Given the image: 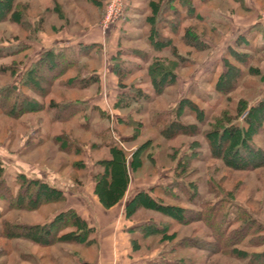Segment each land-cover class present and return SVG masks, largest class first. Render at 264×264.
Masks as SVG:
<instances>
[{
  "label": "rangeland",
  "instance_id": "1",
  "mask_svg": "<svg viewBox=\"0 0 264 264\" xmlns=\"http://www.w3.org/2000/svg\"><path fill=\"white\" fill-rule=\"evenodd\" d=\"M158 2L120 0L119 13L107 20L113 0H1L5 8H0V90L18 86L34 105L80 101L91 114L90 128H86L80 124L82 113L62 122L38 108L17 116L0 109V264H264V166L236 168L221 157H212L201 133L212 127L201 125L196 112L189 109L206 110L203 116L213 121L210 125L229 115L241 124L243 112L264 96V0H194L204 18L185 21L183 30L190 26L205 47L185 46L178 34L173 41L181 59L174 58L172 44L158 51L147 40L149 17L158 11ZM251 28L254 35L248 46L238 44L245 56L224 55ZM80 42L97 45L81 56L75 69L62 71L54 84L47 83L50 75L42 78L36 74L37 91L24 83V73L38 60L34 67L43 64L52 47ZM17 48L22 50L13 53ZM164 57L181 61V65L176 67L175 83L155 95L148 68ZM122 67L121 79L117 70ZM230 67L248 73L240 86L229 98L201 101L200 96H208L213 89L208 79H218ZM89 76L98 78L77 86V79ZM71 78L72 87L66 85ZM128 90L130 95L137 90L151 93L153 100L122 107L117 102L125 101L121 93ZM241 99L246 106L238 112ZM95 104L104 111L103 118L99 112H91ZM159 113L175 117L182 126L176 131L182 134L169 139L160 133V125L151 126ZM120 116L125 119L119 120ZM108 131L122 152L105 145L103 133ZM132 135L135 138L129 143L119 138ZM148 139L149 150L140 149ZM251 142L264 150V132L256 133ZM235 159L234 163L239 162ZM116 172L122 173L120 184L114 178ZM176 178L193 187L202 199L219 201L217 208L225 215L223 227L229 226L233 237L238 230L239 242L229 247L230 238L225 237L219 243L225 247L217 248L213 229L195 220L199 213L185 212L201 206L188 201L182 191L176 200L165 193V186ZM29 181L40 187L45 183L47 202L33 207L38 196L35 188L29 191ZM142 189L165 206L155 207L140 195L143 199L137 201L143 203L134 201L126 208V201ZM19 190L28 191L20 198L23 205L15 206L13 199ZM5 192L8 203L3 200ZM99 194L112 199L111 207L101 203ZM174 207L177 211L171 209ZM109 208L112 210L106 211ZM72 209L85 220V228H90L91 244L55 239L42 244L31 237L34 225L50 224ZM181 216L185 221L179 222ZM152 221L161 225L160 233L148 235L134 246V234L129 237L128 227ZM56 223L54 228L59 231ZM180 242L184 244L178 245ZM204 243L210 249H204Z\"/></svg>",
  "mask_w": 264,
  "mask_h": 264
},
{
  "label": "trees",
  "instance_id": "2",
  "mask_svg": "<svg viewBox=\"0 0 264 264\" xmlns=\"http://www.w3.org/2000/svg\"><path fill=\"white\" fill-rule=\"evenodd\" d=\"M201 3L202 1L206 0H200ZM3 3V2H2ZM1 3L0 0V8L4 9L5 7ZM8 7V5H6ZM157 12H153V15L149 17V19L152 21L151 26L148 30V35L147 40L150 44V46H154L153 48L157 49L158 51L162 47H166L167 45L172 44V54L174 58L181 59L182 58V53H180L177 49V47L174 44V37L178 34H180L181 40L184 41L185 46L193 47L198 50H202L204 48L205 44L202 43L199 40L198 35H194L193 29L189 26H187L183 30V24L187 20H192V19H203L204 17L202 14H200L197 10V6L194 2V0H159L157 3ZM0 9V13L2 11ZM148 19V18H147ZM149 19L147 22L149 23ZM127 20H131L130 17L127 16ZM132 21V20H131ZM255 30V29H254ZM253 30V31H254ZM252 31V28L246 32V35H241L240 39L236 41V44L233 46H229L231 50H227L224 55H238L241 58L244 57L245 55L241 53L239 48V45H241L239 42H242L243 47L246 48L248 45H246L247 42H250L251 40V35H254V32ZM166 32V34H165ZM172 34V35H171ZM245 39V41H243ZM239 44V45H238ZM97 44H93L92 46H89L88 44L85 43H77V44H71V45H65V46H57V47H52L50 50L47 52V56L43 62L38 67H34L35 64L39 62L36 61L35 64L31 66L30 69L24 73L23 81L24 83L29 86V88L37 91V79H35V75L39 74V76H42V78H46L47 75H50L47 80V83L49 84H54L55 81L61 76L62 71H67V69L73 68L75 69L80 63H81V56H84L85 52H89L91 48L95 47ZM241 45V46H242ZM261 47H257L256 49H260ZM22 48H17L13 53H17L21 51ZM92 50V49H91ZM228 51H230L228 53ZM245 53V52H244ZM0 55H2L0 53ZM172 59V61H171ZM43 60V59H42ZM181 65V61H176L173 58H167L164 57L162 60L160 58L154 60L152 64L149 66L148 74L151 79V85L153 88V94L155 95H161L164 93L166 88H168L169 85H172L175 83L174 78L176 77V67ZM42 67L45 68L46 71L42 70ZM1 69L5 70L7 67L3 66ZM124 68L122 67L121 70H117V73L121 75V79L123 77V74L125 73L122 71ZM240 68H229L226 71H222L219 74L218 79L213 80L214 77L208 79L209 82L212 84V92L208 94V96H200L201 101H209V100H215L217 98L224 99V98H229L230 93L237 89L243 79L245 78V75L248 73H241ZM248 72V71H247ZM98 78V77H97ZM96 76L94 77H82L80 79H77L78 85L77 86H83L86 85L89 81L94 82L96 81ZM214 81V82H213ZM67 82V81H66ZM74 79L71 78L68 80V83L66 85L69 86H75ZM173 82V83H172ZM208 82V81H207ZM23 83V84H24ZM65 84V81L62 83ZM21 85V84H20ZM19 85V87H20ZM175 85V84H174ZM18 86H10L8 88L1 89L0 90V109L3 110L6 114L11 115V116H17L21 114L23 111H29L31 109H37L38 110H45V112H48L51 114L52 120L56 121H68L73 118V116L78 115L79 113H82V116L84 119L80 120V124L85 126L86 128H90V112H88V109L86 106L83 107L82 102L80 101H71L70 103H67L66 105H59L53 100H51L48 104L45 103H37L34 105L33 100H29L27 96L23 95L21 91L16 89ZM122 87H125L123 85ZM138 92H133L131 94V90H128L126 92L121 93V97L123 96L125 101H120L118 100L117 103L122 105V107H127L128 105H131L132 102H142V101H147V103H150L153 100V97L151 93L147 92H142L141 90H137ZM201 95V94H200ZM199 98V97H198ZM238 112L243 109L244 106H246V100H239L238 102ZM86 105V103H84ZM193 105V103H190ZM38 105V106H37ZM96 105V104H95ZM190 105V106H191ZM95 109H91V112L93 113H100V116H105V113L102 109L98 107V105L93 106ZM245 108V107H244ZM189 109L192 111V113L196 112V116H198V121L201 125H206V126H211L212 128L204 130L202 135L204 136L205 141L208 143V148L210 150V153L212 157L215 158H223L226 160V162H229L231 167H236V168H254L258 166H264V150L259 148L260 146H256L253 142H251L253 136L256 133H262L264 132V96L257 102L255 105L251 106V108L242 114V118L244 119V123L242 122L241 124L238 122V118L233 119L230 117L227 118H222L218 119L217 124H211L213 121H209L208 118H204L203 113H205L206 110H203L202 108L195 111L194 106L189 107ZM181 111V107L179 106L177 111ZM99 112V113H98ZM197 112H199L197 114ZM99 116V115H98ZM169 115H164V114H157L152 118L151 120V126L155 125H160V133L164 136H166L169 139L174 138L176 135L182 134L180 131H176L177 129L182 128L177 122V119L175 117L171 118L168 117ZM87 117V119H86ZM119 120H124L125 118L123 116H120L118 118ZM179 120V119H178ZM215 120V119H213ZM237 120V121H234ZM126 121V120H125ZM168 122V123H167ZM163 124V125H162ZM205 126V127H206ZM181 130V129H180ZM203 130V129H202ZM97 133V132H96ZM101 133V132H100ZM108 131L106 133H103V136H105V145L109 146L112 148V150H117L122 152L117 146L119 145L116 139L114 138V135ZM139 132H136L135 134L137 135ZM134 134V135H135ZM122 141H125L127 143L133 141L135 136H120L119 137ZM223 141V143H220V141ZM195 143V142H194ZM151 144V140L148 139L147 142L143 143L141 145L140 149H146L145 151H148L149 146ZM196 144V143H195ZM145 147V148H144ZM147 147V148H146ZM139 149V150H140ZM192 150V149H191ZM193 151V150H192ZM137 153V152H136ZM146 153V152H145ZM192 157H195L194 152L191 154ZM191 156H184V158L191 159ZM235 158H239V162H233L232 160ZM236 160V159H235ZM134 161V160H133ZM124 164V162L119 161V164L121 165ZM125 167V166H124ZM122 174V173H121ZM120 173L116 172L115 179L118 184L122 182V176ZM29 191L31 190L30 188H35L36 190L34 192H37L38 199L33 200V204L35 206L47 202L49 200V197L44 195L43 188L45 187H40L36 183L38 182H32L29 181ZM42 183V182H41ZM43 184V183H42ZM208 186L211 183L207 182ZM33 185V186H32ZM47 185V184H46ZM165 193L168 194L169 198L176 200L179 198L178 192L182 191L186 194V199L188 201L194 202V204H198L201 206V209L199 210H189L185 212H198L199 215L195 216V220H200L204 221L207 223L209 227H211L214 231L213 237L214 241L217 245V248L219 247H225L222 244L219 245L220 241L224 240L225 237L230 238L229 242V247L232 245H235L237 239L239 238L238 235V230L236 232L237 238L231 236L233 233L229 232L228 227L225 228L223 227L224 221H225V215H221V210L218 209V204L219 201H206L202 199V195L199 194V192H196V190L192 187L190 188L188 184L185 183V181L176 178L175 181L170 183L168 186H165ZM6 190V189H4ZM21 190V189H20ZM17 193V197L15 200L13 199L15 206H22L23 203L20 200L22 195L26 193L28 190H22ZM31 193V192H30ZM8 192H5V196L3 200L6 202L8 201L6 199V195ZM10 194V192H9ZM139 198H138V196ZM136 196L132 197L130 200L126 201L125 207L128 208L132 205H134V201H137L140 198V195L143 197L147 198L150 203H153L155 207L157 206L158 208H162L165 206L156 198L155 196L152 195L151 192L147 190H140V192ZM100 198L101 203H103L105 206H110L113 204L111 201L105 200L101 194L98 195ZM19 197V198H18ZM11 199V198H10ZM199 199L201 201H199ZM30 203V201H27ZM138 203H143L139 202ZM213 202V203H212ZM8 203V202H7ZM13 203V204H14ZM20 203V204H19ZM212 203V204H211ZM31 204V203H30ZM30 206V205H29ZM138 206V204H136ZM135 206V207H136ZM31 207V206H30ZM169 207V206H167ZM173 207V206H171ZM134 209V208H133ZM172 210H176V208H171ZM181 210V208H179ZM135 210V209H134ZM177 211V210H176ZM179 212V211H178ZM225 212V211H224ZM223 212V213H224ZM62 214V213H61ZM65 215L62 217H58L52 223L47 224H38L34 225V228L36 229L35 233H32L31 237L34 238L36 242L39 243H45V241L53 240L55 239L57 241H65L66 243H71V244H84L85 246L87 244H91L89 236L90 228H85L86 227V222L85 220L78 214L77 211L73 210H68L67 212H64ZM215 214V215H214ZM227 215V214H226ZM194 217V216H193ZM208 217V220H204ZM178 218V217H177ZM215 218V220H213ZM182 221V216L179 218ZM58 223L61 221V224ZM187 221V220H186ZM59 225L60 229L57 231V228H54V224ZM74 228V229H73ZM76 228V229H75ZM225 228V229H224ZM34 229V230H35ZM63 229L66 231V229H72L66 233L62 232ZM56 230V231H55ZM162 230V227L159 223L152 221L149 223L141 224L138 226H129L128 227V232L129 235H133L132 242L133 245L139 244L138 241H140L143 238H146L148 235H154L157 233H160ZM55 231V232H54ZM164 231V230H163ZM234 231V230H233ZM13 234V233H11ZM62 234V235H61ZM135 235H138V237H135ZM65 238V239H64ZM213 242H210L212 244H215ZM234 243V244H232ZM184 243H179L178 245H183ZM204 249H210L208 243L202 244ZM200 245V246H202ZM156 262L153 263H148V264H155ZM81 264H89L87 262H82ZM156 264H159L158 262ZM160 264H176L175 262L168 263V262H161ZM179 264H185L183 262H180Z\"/></svg>",
  "mask_w": 264,
  "mask_h": 264
},
{
  "label": "built area",
  "instance_id": "3",
  "mask_svg": "<svg viewBox=\"0 0 264 264\" xmlns=\"http://www.w3.org/2000/svg\"><path fill=\"white\" fill-rule=\"evenodd\" d=\"M118 3L120 4V0H113L112 6L109 8V11H108V15L106 18L107 20H109L111 16H114V15L117 16V12L119 13V9H116L118 6Z\"/></svg>",
  "mask_w": 264,
  "mask_h": 264
},
{
  "label": "crops",
  "instance_id": "4",
  "mask_svg": "<svg viewBox=\"0 0 264 264\" xmlns=\"http://www.w3.org/2000/svg\"><path fill=\"white\" fill-rule=\"evenodd\" d=\"M247 32V31H246ZM245 32V33H246ZM109 210H112V208H109V209H106V211H109ZM109 213H111V212H109ZM114 216H116L115 214H114ZM129 235V234H128ZM129 237H130V235H129Z\"/></svg>",
  "mask_w": 264,
  "mask_h": 264
}]
</instances>
